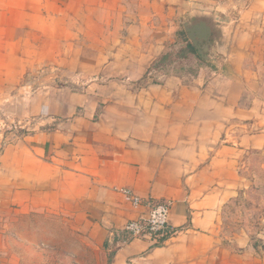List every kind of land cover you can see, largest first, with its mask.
Instances as JSON below:
<instances>
[{
	"label": "crops",
	"instance_id": "crops-1",
	"mask_svg": "<svg viewBox=\"0 0 264 264\" xmlns=\"http://www.w3.org/2000/svg\"><path fill=\"white\" fill-rule=\"evenodd\" d=\"M160 3L133 0L127 12ZM119 13L115 0H0V87L42 61L32 46L52 48L46 62L72 47L74 80H84L23 97L32 107L20 110L24 131L0 154V189L14 210L62 215L106 264H230L224 252L238 247L218 237L219 213L250 147L242 128L264 137V102L253 92L264 86L253 57L262 45L235 35L226 43L225 33L218 64L197 61L192 72L190 50L177 59L182 68L149 81L154 61L177 51L173 37L153 22L143 35L151 41L138 45L141 26L128 19L134 28H124ZM121 188L168 201L176 232L159 244L124 241L120 229L146 208H132Z\"/></svg>",
	"mask_w": 264,
	"mask_h": 264
},
{
	"label": "rangeland",
	"instance_id": "rangeland-1",
	"mask_svg": "<svg viewBox=\"0 0 264 264\" xmlns=\"http://www.w3.org/2000/svg\"><path fill=\"white\" fill-rule=\"evenodd\" d=\"M132 2L115 0L123 27L134 28L129 27L128 19L135 20V25L141 26L139 33L142 39L138 45L146 46L151 38L143 35L151 31L153 22L155 26L160 23L161 36L167 40L171 35L173 42L170 47L176 45L177 51L174 52L179 53L176 55L169 49L161 54L147 71L149 81H158L163 75L182 68L183 64H178L177 59L189 60L186 52L190 50L195 58L188 64L192 72L197 61H205L190 48L192 46H189L182 19L184 13L213 16L215 11L228 17L224 24L226 43L235 35L236 39L242 37L244 44L246 41L249 45L258 41L262 45L260 53L253 57L257 65H261L258 73L260 79L264 80V0H161L160 6H139L142 12L131 15L127 12V5ZM30 48L42 57V61L36 62L38 64L34 68L29 66L15 85L0 87V154L7 144L24 131L20 110L32 107L30 99L23 101L24 96L35 98L41 89L48 90L63 84H75L76 88H79L80 82L84 85V80H74L75 71L72 69L78 61L73 60L72 47L59 58L56 54L53 58L50 56L48 62L44 61L43 56L48 55L47 51L52 50L51 47L42 46V52L36 46ZM81 56H90V53L84 51ZM205 62L209 66L212 63ZM85 70L89 71V67L86 66ZM253 92L258 101L264 102V86H253ZM19 128L22 130L19 131ZM247 128H242L239 136H242V145L250 147H244L239 152L235 166L236 180L226 185L225 188L229 190L227 200L219 213L218 237L224 238L226 243L233 241L235 248L238 247L236 251L228 250L229 256L224 252L230 264H234L231 262L233 260L240 264H264V137H259V129ZM245 135L256 138L243 142ZM228 142L232 143V139L226 137V145ZM7 195L0 189V264H106L99 252L92 251L84 244L79 232L69 228L62 215L14 210L9 207ZM237 253L240 254V260L233 258H237Z\"/></svg>",
	"mask_w": 264,
	"mask_h": 264
},
{
	"label": "built area",
	"instance_id": "built-area-1",
	"mask_svg": "<svg viewBox=\"0 0 264 264\" xmlns=\"http://www.w3.org/2000/svg\"><path fill=\"white\" fill-rule=\"evenodd\" d=\"M132 208L141 206L146 211L136 219L129 220L120 229L124 241L130 238H143L161 243L166 237L174 234L176 230L169 224V203L164 199H143L128 188L119 189Z\"/></svg>",
	"mask_w": 264,
	"mask_h": 264
},
{
	"label": "water",
	"instance_id": "water-1",
	"mask_svg": "<svg viewBox=\"0 0 264 264\" xmlns=\"http://www.w3.org/2000/svg\"><path fill=\"white\" fill-rule=\"evenodd\" d=\"M227 19V15L220 11H215L213 16L206 13L183 14L186 37L201 59L218 64L216 47L224 38Z\"/></svg>",
	"mask_w": 264,
	"mask_h": 264
},
{
	"label": "trees",
	"instance_id": "trees-1",
	"mask_svg": "<svg viewBox=\"0 0 264 264\" xmlns=\"http://www.w3.org/2000/svg\"><path fill=\"white\" fill-rule=\"evenodd\" d=\"M189 46H191V44L189 43Z\"/></svg>",
	"mask_w": 264,
	"mask_h": 264
}]
</instances>
